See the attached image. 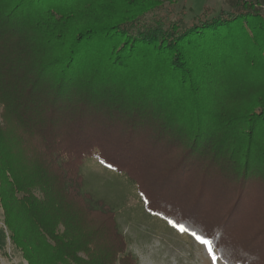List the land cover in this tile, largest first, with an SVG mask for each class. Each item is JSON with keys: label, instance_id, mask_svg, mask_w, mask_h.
Returning <instances> with one entry per match:
<instances>
[{"label": "trees", "instance_id": "1", "mask_svg": "<svg viewBox=\"0 0 264 264\" xmlns=\"http://www.w3.org/2000/svg\"><path fill=\"white\" fill-rule=\"evenodd\" d=\"M225 1L187 25L165 0H0V204L27 264H139L83 190L91 157L226 264H264V0Z\"/></svg>", "mask_w": 264, "mask_h": 264}, {"label": "rangeland", "instance_id": "2", "mask_svg": "<svg viewBox=\"0 0 264 264\" xmlns=\"http://www.w3.org/2000/svg\"><path fill=\"white\" fill-rule=\"evenodd\" d=\"M230 10L231 7L225 0H165L164 6L156 15L163 16L168 11L170 17L176 19L183 16L184 22L191 25L200 21L203 13L204 18H211ZM152 14L148 15L149 19ZM253 99L251 106L258 101ZM260 127L263 128L262 123ZM156 132H159L158 129ZM262 142L264 143L263 140ZM82 173L84 192L103 200L116 211L120 229L128 241V250L135 255L139 264H214L209 247L217 257L215 264H226L219 258L212 244H203L184 227L148 212L137 184L126 174L109 167L98 157L88 158L82 166ZM4 219V210L0 204V256L10 248L11 252L16 250L20 259L24 260L21 252L11 242ZM16 259L19 261V258Z\"/></svg>", "mask_w": 264, "mask_h": 264}, {"label": "crops", "instance_id": "3", "mask_svg": "<svg viewBox=\"0 0 264 264\" xmlns=\"http://www.w3.org/2000/svg\"><path fill=\"white\" fill-rule=\"evenodd\" d=\"M5 257H6V260H5ZM16 258H19V261H17ZM20 258L21 257L19 256V254L16 250H15V252H11V249L9 248L8 250H6V254L4 252L3 255L0 256V259H1L0 264H27V263H25L24 260H22ZM9 259H11V260H9Z\"/></svg>", "mask_w": 264, "mask_h": 264}, {"label": "snow or ice", "instance_id": "4", "mask_svg": "<svg viewBox=\"0 0 264 264\" xmlns=\"http://www.w3.org/2000/svg\"><path fill=\"white\" fill-rule=\"evenodd\" d=\"M108 166L111 167V165H108ZM181 227H183V226H181ZM193 235L196 236L195 233H193ZM196 238L203 244H206V245H211L212 244V241L207 239V238H205V237L196 236ZM208 251H209V253H212V260H213V262L215 264V261L217 259L216 255L212 252V248L211 247L208 248Z\"/></svg>", "mask_w": 264, "mask_h": 264}]
</instances>
